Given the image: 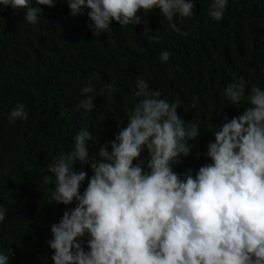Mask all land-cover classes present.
<instances>
[{"label":"trees","instance_id":"1","mask_svg":"<svg viewBox=\"0 0 264 264\" xmlns=\"http://www.w3.org/2000/svg\"><path fill=\"white\" fill-rule=\"evenodd\" d=\"M212 3L194 0L191 17L175 15L171 23L180 31L154 8L138 13L140 24L121 27L113 20L99 36L93 35L90 9L73 16L68 0L41 5L35 25L25 21L26 9L0 4V118L6 129L0 127V207L6 210L0 253L10 256L9 264H54L51 226L76 202L48 203L54 185L43 182L47 165L73 148L79 131L90 130L89 160L75 166L87 172L83 193L93 175L91 164L102 159L99 148L108 144L111 151L109 142L140 99L138 79L160 89L161 98L179 101L178 115L199 127V136L189 141L190 154L173 165L182 177L189 169L196 174L214 132L248 106L246 100L238 107L227 100V84L243 77L246 97L252 85L264 90V0H227L219 21L209 15ZM165 50L170 57L162 62ZM88 85L94 91L82 94ZM89 95L95 107L85 113L77 104ZM20 103L28 119L10 123L9 114ZM142 159L146 164V152ZM208 163L206 157L200 166Z\"/></svg>","mask_w":264,"mask_h":264},{"label":"clouds","instance_id":"2","mask_svg":"<svg viewBox=\"0 0 264 264\" xmlns=\"http://www.w3.org/2000/svg\"><path fill=\"white\" fill-rule=\"evenodd\" d=\"M0 4L26 9L25 21L35 25L40 6L52 7L54 0ZM68 4L73 16L90 9L87 16L95 36L107 32L113 20L121 27L140 24L141 11L146 15L158 8L171 23L177 14L191 17L194 9V0H68ZM226 4L227 0H213L209 15L221 20ZM171 27L180 31L175 23ZM169 57L165 50L159 59L167 62ZM136 86L140 99L126 126L109 142L111 151L108 144L99 148L102 159L91 164L93 175L83 193L87 172L76 171L75 166L89 160L90 130L79 131L73 148L47 165L43 182L54 185L48 203L76 202L51 226L53 239L48 243L54 264H264V90L252 85L246 97L243 77L227 84L223 92L227 100L236 107L246 100L248 106L214 132L208 151L197 160L202 158L196 174L189 169L182 177L173 165L181 155L190 154L189 141L199 136L198 125L185 122L178 115L180 102L161 98L160 89L151 90L144 79ZM93 91L91 85L81 89L82 94ZM112 91L109 84L107 93ZM100 93L104 95L105 89ZM94 107L91 95L77 104L85 113ZM17 119H28L23 103L9 114L10 123ZM0 127L6 130L1 118ZM206 157L211 163L200 166ZM5 216L0 207V222ZM9 259L0 253V264H9Z\"/></svg>","mask_w":264,"mask_h":264}]
</instances>
